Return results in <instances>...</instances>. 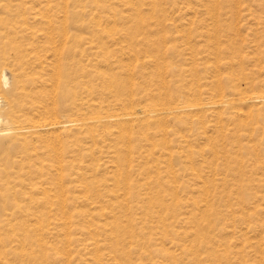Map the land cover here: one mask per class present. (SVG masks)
Masks as SVG:
<instances>
[{
  "label": "bare ground",
  "instance_id": "6f19581e",
  "mask_svg": "<svg viewBox=\"0 0 264 264\" xmlns=\"http://www.w3.org/2000/svg\"><path fill=\"white\" fill-rule=\"evenodd\" d=\"M3 1L7 4L1 5ZM108 1L98 5L99 14L95 17L119 15L121 24L127 25L123 35L129 47L117 52L136 65L122 66L126 81L94 70L88 58V52L94 49L101 66L113 69L122 61L106 57L108 49L104 45L94 46L93 41L70 35L67 25L70 0H0V13L4 15L0 16V264L51 261L73 264L71 256L78 247L91 252L92 262L86 264H159L154 260L155 254L162 256L161 264H175L178 256L162 249L152 252L151 248L176 245V240L188 243L178 249L197 264H247L238 257L234 260L222 235L211 236L216 227L212 221L222 211L214 201L216 196H210L212 182L202 178L196 167L200 160L205 163L206 153L221 161L234 160L231 152L245 149L244 141L258 142L256 134H264V82L253 81L254 73H244V63L250 58L240 54L237 43L227 34L222 35L228 30L220 25V14H211L212 9L206 13L215 22L213 34H199L206 47L193 46V30L189 29L182 36L185 53H181L174 45L178 37L164 27L159 31V25L152 29L158 3L151 7L152 18L148 19L143 11L135 9L134 0H118L123 6H131L124 13L114 10L111 0ZM209 2L220 7L232 1ZM35 7L39 8L36 13ZM193 10L194 17L201 15ZM114 25H118L117 21ZM93 29L116 42L102 25L95 23ZM168 52L178 54L182 65L191 66L182 69L176 80L172 72L174 64L164 62ZM201 55L205 58H199ZM205 59L207 66L202 63ZM202 65L204 71L214 75L204 86L201 79L186 78L188 75L199 78ZM146 66L157 70L155 85L160 88L140 97L134 78L139 77L149 86L151 83L142 71ZM169 76L178 85L176 93L167 90ZM91 79L101 81L103 89L107 86L102 95L116 99L119 109L88 102V97L94 94L88 85ZM242 82L247 86L245 89ZM226 85L238 88L241 93L237 111L224 108L221 100H214L222 99ZM249 90L259 92L253 98L254 106L249 105L251 99L245 98ZM207 99L210 101L205 102ZM153 100L180 104L170 108L164 117L159 103L142 105ZM243 106L249 110L244 112ZM197 114L217 115L218 120L214 126H206L199 119L202 131L196 139L194 135L183 136L179 145L174 146L170 141L172 132L162 127L163 120L178 122L191 132L195 124L185 117ZM62 115L67 120L63 121ZM128 122L137 124L140 131L136 133L134 127L127 126ZM59 128L62 132L55 134ZM212 128L220 134L217 138L209 134ZM200 144L205 147L197 151ZM174 158L189 163L193 181L202 186L198 192L200 200L193 202L190 211L172 206L180 203V192L165 182L162 175L164 168L163 172L168 171L176 183L178 174L169 163ZM234 164L244 165L237 161ZM90 165L98 173L110 174L114 185L96 182V186L89 181L85 171ZM36 179L43 180L34 182ZM167 184L168 190L157 191ZM78 192L84 195L82 199L87 205L95 201L93 197L101 205L83 212L74 206L81 199L73 196ZM223 194L228 199L235 196ZM25 195L30 196L28 200ZM237 195L241 211L251 212L243 205L244 194ZM252 212L248 215L250 219L264 217V208L256 206ZM258 221L263 223L262 218ZM186 228L191 231L186 232ZM73 229L83 237L72 235ZM231 234L245 238L248 232L232 230ZM48 235H54L62 248L50 246ZM103 250L109 254L102 253ZM259 259L258 264H264V257Z\"/></svg>",
  "mask_w": 264,
  "mask_h": 264
},
{
  "label": "rangeland",
  "instance_id": "374dc122",
  "mask_svg": "<svg viewBox=\"0 0 264 264\" xmlns=\"http://www.w3.org/2000/svg\"><path fill=\"white\" fill-rule=\"evenodd\" d=\"M221 1H225L224 3H227V0ZM103 2H106V0H78V2H76L75 0H70L67 24L69 33L70 35L82 37L89 42L93 41L94 43L92 44L94 46H96L95 44L104 45L108 49V53H106L105 56L110 57L111 60L122 61V63L116 64L113 69H108L105 66H101L97 62L98 51L97 49H94L88 52V58L91 61L92 67L94 68V70L101 72L102 74L108 77L113 76L120 78L121 81H126L128 80V78L126 79L122 66H124V68L125 66L132 68L136 65V63L130 61L127 56H122L121 53L117 52V50L122 48L127 51V48L129 47V44L125 41L123 35L125 33L127 25L124 26L123 24H121V21H119L121 20L119 15L115 17L112 14H105L102 15L101 18L95 17V15L99 14L97 8L98 5L103 4ZM155 2L158 3V14L153 15L154 18H152V14H150V9ZM230 2V4L227 3L223 6L220 5V7L216 6V8L215 6H213V4L209 2V0H141L140 3H138L137 0H134L135 9L138 11H143L142 14L145 18H152V29H155V26L159 25V31H162L164 27V29L168 33L172 34L175 37H178V41L174 42V45L178 47L179 52L182 51L184 53L185 41L182 39V36L186 34L189 29H191V31L193 30L192 37H194L195 40L193 46L197 47L198 49H203L207 45L204 39L199 34L207 32L213 34L215 22L210 18V15L208 16V12L206 10L212 9L211 14H220L222 16V20H220V25L225 26L223 27L224 30H228L222 35L224 36L227 34L235 43H237V46L240 50V54H243L245 56L248 55V57L250 58L249 62L244 63V73H254V75H251V79L253 81L264 82V0H230ZM110 3L112 4V7H114V10H116L118 13H124L126 12V9L131 8L130 5L123 6V4L118 0H111ZM2 4H7V2L3 1L1 2V5ZM231 4H233V6ZM38 9V7H35V10L33 12L36 13ZM193 9L199 11L201 15H199L198 17H194ZM0 16L4 15L0 13ZM115 21H117L118 24L116 26L114 25ZM95 23L102 25V28H105L106 30L110 31L111 35H113L116 39V42H112L113 37L109 38L106 35L98 34L96 32L97 30L93 29ZM223 39L225 38L223 37ZM177 55L178 54H176L175 52H168L167 59H165V61L163 60L165 63L169 62L172 63V65L174 64L172 67V72L174 76H176V78L174 79L169 76L167 79L168 82H170V89L167 90L171 91L172 93H176L178 86L174 85V83H172V80H176L179 78L182 69L191 68L190 65H182L181 57H177ZM203 57L204 55L199 56V58ZM207 61L208 60L205 59L204 61H202V63L206 64L207 66L209 65L207 64ZM235 61L238 60L236 59ZM200 69L201 70L199 72V78L198 76L191 77L189 75L186 78L188 80L195 79L196 81L201 79L202 81L200 82V84L202 83L204 86L207 85V82H211L212 76L214 75L204 71L203 65L200 67ZM142 71L145 73V77L148 83L150 82L151 84L147 86L143 84L142 80H140L139 77L136 76L134 78V82L137 85L136 89L141 92L140 97H143L144 94L150 92L156 93V90L160 88L155 85L157 81V70L154 67L146 66ZM249 71L252 72L249 73ZM7 78L8 80H10V82H12L11 76L9 74H7ZM241 84L242 89H245L247 87L245 82H242ZM88 85L94 93L92 96L88 97V102L90 104H99L110 110H115L116 108L119 109V106H117V104L119 103L116 99L102 95V90H106L107 86L104 87L106 89H103L101 81H95L91 79ZM250 91L251 90L247 91L246 94L248 95H245V98L251 99L249 101V105L254 106L255 103L253 98L259 92ZM162 92L165 91L162 90ZM221 95L222 99H218L217 97H215L214 100H216V102H219V100H221L222 102H224V108L226 107V109L229 108L233 111H237V108L240 107L242 98L239 89L234 88L232 85H226ZM207 101L210 100L207 99L205 102ZM153 103H159L161 105L160 108L163 110L162 116L164 117L167 115L166 113L170 108L174 107L175 104H180L174 101L171 102L170 100H153L143 102L142 105L151 106L153 105ZM247 108V106H243L244 112H247V110H249ZM212 116L211 114H197L192 116H186L185 118L188 122L195 124L193 126L194 131L191 132L188 131V129L181 127L178 122H172L166 119L163 120L162 127L172 132L170 141H173L174 146H177L179 145L180 138L183 136L194 135V139H196L197 135L202 131V129L199 127L200 125H198L199 122H197L199 121V119H203V121L206 123V126H214L218 119L216 118L217 115ZM262 117L264 119V111L262 112ZM61 119L65 121L67 120V116L62 115ZM127 126L134 127L136 133L140 131L138 130L137 124L134 125L128 122ZM157 129L158 126L154 128V131H157ZM112 130L116 131L117 127H112ZM215 131L216 130L212 128L209 134L212 135L214 138H217V136H219L220 134H218V131ZM61 132L62 130H60L59 128L54 133L59 134ZM256 135L258 142L244 141L243 145L245 149L231 152V157L234 160H231L230 158V160L228 161H221L218 160L217 157L215 158L213 154L206 153L204 157L206 160L205 163L202 162L203 160H200V165H197L196 167L200 170V175L202 176V178L212 182L210 196L212 198L213 196H216L214 201L216 202L217 207L222 211L221 215H218L212 221L216 227L211 236L222 235V237L224 238L223 243L229 245L228 249L233 254L235 258L234 260L240 258L242 260L247 261V264H258V262H260L259 258L264 257V240L262 239L264 238V230L262 228V225L264 223V217H257L256 219H250L248 217L249 214L254 213L252 211L256 206L264 208V134L259 132ZM91 145L92 144H88V147H90ZM196 145L197 144H195L194 147ZM199 146L200 147H196L197 151L205 147L204 144H200ZM234 161H237V163L243 162V167H241V165L239 164H234ZM169 163L171 164L170 167L175 170L178 174L176 183H173V179L172 177H170L171 175L168 171L167 173L163 172L166 171V169L164 168L162 169V175L165 178V182H168L169 185H173L174 188L179 190L181 196V199L179 200L180 203L175 202L172 204V206L181 207L182 211L184 212L190 211L193 209V202H195V200H200L198 192L202 190V186L193 181V178L195 179V177H192L189 171L191 169V165L189 163H186L185 160L174 158ZM85 173L86 176L89 178V181L94 183L96 186L104 182H107V184L111 185V187L114 185L113 181H111L112 176L110 174L103 172L98 173L93 170L91 165L88 167V170H86ZM153 176L154 178H156V174H154ZM42 180L43 179H36L34 182H40ZM96 182L98 183V185ZM168 184L164 185L163 187L157 188V191L168 190L170 188ZM240 192L244 194L243 205H245L246 208L251 210V212H245L244 214L241 211L240 206L238 205L240 200L237 195V193ZM223 193H232L235 194V196L231 199H228L227 197H224ZM73 196L81 197L78 202L74 203V206L79 208L83 212L88 211L92 207H98L101 205L98 202L99 200H96L94 197L92 199L95 201L89 202L90 204L87 205L88 203L86 204L85 202H83L84 200L82 199V196L84 195L79 192L74 193ZM23 197L28 200L30 196L25 195ZM39 198H42V196H39ZM107 200L108 199H106V201ZM95 202L97 203L94 204ZM258 218H262L263 223L261 221H258ZM79 220L80 219H76V221ZM186 229L187 230L184 229L186 232L191 231L190 228ZM232 230H236L237 232L243 231L244 233L248 232L247 237L235 238L231 234ZM72 232V235L83 237L81 236L80 231H74L73 229ZM46 238L50 246H57L58 248H62L61 244L54 240V235H48ZM170 238L171 237L168 236V239ZM260 242H262L263 246L260 245ZM175 244L176 245H164V247L160 244L159 246L157 245L156 247L151 248V250L153 252L156 249H162L164 253H170L172 255L178 256L177 260L174 261L175 264H197L192 257H186L182 255L181 251L178 249L179 245L182 246L188 243H185L181 240H176ZM74 250V252L76 253L71 256V258H74L73 264H86L92 262L91 252L88 253L81 251L82 247H78ZM260 250H262L263 254L260 253ZM102 253L107 255L109 254L106 250H103ZM260 254L262 255L260 256ZM154 256V260L156 262H158L159 264L163 262L162 256L161 258L157 254H155ZM49 264L54 263H52L51 261Z\"/></svg>",
  "mask_w": 264,
  "mask_h": 264
}]
</instances>
